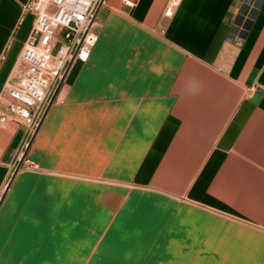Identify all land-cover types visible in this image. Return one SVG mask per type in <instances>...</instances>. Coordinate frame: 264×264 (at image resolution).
<instances>
[{
	"label": "crops",
	"instance_id": "1",
	"mask_svg": "<svg viewBox=\"0 0 264 264\" xmlns=\"http://www.w3.org/2000/svg\"><path fill=\"white\" fill-rule=\"evenodd\" d=\"M0 0V264H264V0H107L26 157Z\"/></svg>",
	"mask_w": 264,
	"mask_h": 264
},
{
	"label": "built area",
	"instance_id": "2",
	"mask_svg": "<svg viewBox=\"0 0 264 264\" xmlns=\"http://www.w3.org/2000/svg\"><path fill=\"white\" fill-rule=\"evenodd\" d=\"M107 0H27L23 13H31L34 22L21 61L24 72L8 83L9 111L28 128V139L17 154L25 167L34 166L26 157L29 141L37 133L49 107L63 102L60 90L76 61L86 62L99 40L96 27L100 9ZM181 0H169L165 14L172 16ZM132 6L131 0L125 1ZM10 119L1 114L0 124Z\"/></svg>",
	"mask_w": 264,
	"mask_h": 264
}]
</instances>
